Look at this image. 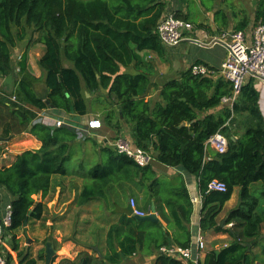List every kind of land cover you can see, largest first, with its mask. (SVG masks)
I'll return each mask as SVG.
<instances>
[{
	"label": "trees",
	"instance_id": "trees-1",
	"mask_svg": "<svg viewBox=\"0 0 264 264\" xmlns=\"http://www.w3.org/2000/svg\"><path fill=\"white\" fill-rule=\"evenodd\" d=\"M185 2V10L169 13L166 0H0V78L14 72L13 49L26 38L27 29L37 33L45 47L38 60L42 76L31 74L23 55L13 94L0 90V135L7 139L29 133L41 143L38 150H26L9 166L0 167V187L12 197V223L4 233L12 237L19 264L46 263V247L33 257L29 247L20 248L18 232L33 220L47 221V202L62 186L60 178L69 175L66 164L83 152L74 128L34 121L43 111L66 114L74 124L83 121L80 117L88 112L83 91L99 94L94 102L99 105L102 125L115 134L109 140L130 126L133 144L150 152L154 161L142 167L112 147H98L88 139L97 149L91 160L83 161L84 185L75 204L82 207L103 200L113 212L121 211V218L108 229L103 257L92 250L94 255L80 253L77 260L64 259L60 264H123L133 256L155 254V264H182L161 249L187 248L192 242L193 204L185 175L195 176L199 183L202 232H229L234 239L219 256L215 251L207 253L203 264H253L254 257L243 243L257 240L264 223V210H259L264 197V116L258 80L249 77L234 104L225 105L222 99L232 93V84L222 76H196L189 68L179 78L156 87L152 76L142 70L140 53L149 51L160 58L166 53L158 26L167 15L196 29L209 28L194 22L191 3L199 17L203 8L213 12L219 28H229L224 9L203 0ZM259 22H264V0L256 6L255 23ZM246 23L241 21L235 30H244ZM40 81L46 87V99L36 91ZM216 133L228 140L223 153L208 145ZM169 168L180 173L164 178L159 172ZM213 180L224 182L227 192L208 191ZM255 184L260 185L263 197L252 188ZM236 188L238 203L228 213L225 226H233L227 230L220 226L218 216ZM134 189L143 192L147 212L155 203L162 222L135 220L129 204L123 203ZM163 223L173 229L172 234L163 229ZM7 258L12 264L13 257Z\"/></svg>",
	"mask_w": 264,
	"mask_h": 264
},
{
	"label": "rangeland",
	"instance_id": "rangeland-1",
	"mask_svg": "<svg viewBox=\"0 0 264 264\" xmlns=\"http://www.w3.org/2000/svg\"><path fill=\"white\" fill-rule=\"evenodd\" d=\"M166 1L170 9L169 13H172V11L175 9L185 10V0ZM203 1H206L208 5H212L211 7H214L215 9L220 7V5H223V8L229 5H237L238 8L236 7L237 10L233 11L234 14H236L238 10L240 13L244 8V14H248L250 17L252 14H254V9L256 8L258 2V0ZM190 8H193L191 15L194 18V22L204 23L206 27L212 24L213 12H208L202 8L199 17V15L196 13V5L191 3ZM242 20H247V17L244 16L243 19H239L238 23L240 24ZM238 23L236 26L231 28L235 30L239 25ZM242 31L244 32V30ZM38 38L39 35L37 33H34L32 29H27L26 38L22 41H19L16 48L13 49L14 72L12 71V73L8 76V84H15L17 79L16 74L20 73L19 62L23 55L30 60V67L32 71L36 73L37 78L38 75H43L42 70L38 66V60L42 56L44 50L39 43ZM165 49L166 53L163 58H160L157 54L149 51L139 54L140 60L143 63L142 69L152 76L156 82V87H160L165 81L171 78H176V68H180L182 72L185 70L184 65H182V63L179 61V58H182V54H185L184 58L189 59L193 58L196 54L195 50H190L189 48L173 47ZM171 65H173L174 68L173 72ZM130 71L133 72L132 70ZM37 85H39V83ZM0 90L10 96L13 94L14 86L9 88L0 87ZM85 96L87 99L88 110L90 112L89 115L91 116L87 117V119L84 121H79L78 124L89 122V118L91 117H93L94 120L95 118H98L97 116L91 114V112H94L93 109H95L97 112L99 110V105L95 103L94 100H90L89 94L87 92H85ZM152 97L153 99H157L156 94H153ZM99 119L102 121L101 118H98L97 120ZM125 129L127 133L131 131L128 126H126ZM106 136L110 139L115 137V134L110 133ZM124 137L127 138V135L121 138ZM88 139L95 140L99 144L98 147H101L102 141H97L92 137L79 138L83 152L78 154L76 158L72 159L70 162H68V164H66L69 175L64 178H60L62 186L56 189L55 193L53 194V199L47 202L48 211L45 214L47 221L44 222L33 220L25 230L18 232L20 248L26 249L29 247L33 257H38V253L45 248L46 243L49 241V237H52L51 243L56 254L53 258L54 261L51 262V264H60L64 259H70L71 261L77 260V257L80 255V253H90L94 255L92 250L93 247L96 246V243H99L100 248H98L100 252L104 251L106 249V236L109 227L118 223L121 218V211L116 210L113 212V207L107 206L103 200L91 201L82 207H78L75 204L76 198L84 185L83 176L85 175L86 171L83 167V161L86 160L87 157V160H91L93 157V151L97 149L91 140ZM127 139L130 140L129 138ZM159 173H161V175L166 178V172L160 171ZM132 192L133 193H131V195L126 196L125 199H123V203H127L130 198H134L138 205H141V207L144 208L146 204L144 203L143 192H140L138 189H134ZM35 199L40 201L41 196H36ZM2 241L4 243L2 246V251L6 258L11 255L13 257L12 264H15V261L19 263L17 253L13 251L12 237L9 234L4 233ZM133 257L134 258H130L125 264H144V255H137ZM38 264L46 263L44 261H39ZM150 264L154 263L152 262Z\"/></svg>",
	"mask_w": 264,
	"mask_h": 264
},
{
	"label": "built area",
	"instance_id": "built-area-1",
	"mask_svg": "<svg viewBox=\"0 0 264 264\" xmlns=\"http://www.w3.org/2000/svg\"><path fill=\"white\" fill-rule=\"evenodd\" d=\"M194 30L193 24L176 18L173 14L164 17L158 26V34L164 46L173 48L185 40H188V34ZM195 43L200 42L197 39L190 38ZM213 43H225L227 45L228 55L221 66L220 74L232 84V93L222 99L223 104L233 105L241 93L242 87L249 79L253 77L264 84V22H259L254 27L252 35L247 38L243 31H226L219 36L214 37ZM192 74L196 76H214V71L202 65H195L191 68ZM16 101V96L12 97ZM34 124H44L53 128L68 126L74 128L79 138L95 137L96 132L101 129V123L98 120H90L86 125H78L70 122L69 116L51 118L43 113L39 114ZM107 145L116 150L119 154L133 159L140 166H146L154 161V156L141 148L136 147L132 141L125 138H118L114 141L108 140ZM208 145L219 153L226 151L228 140L222 133H216L208 140ZM208 191L227 192V185L224 182L213 180L208 184ZM192 204L196 210H201V194L191 195ZM133 217H144L150 212L140 208L134 198L128 200ZM12 207L7 205L4 213L0 208V264H10L2 251L4 245L2 237L4 229L11 226ZM233 224H230L232 226ZM196 242H191L187 248L171 246L163 247L161 252L170 255L179 261H191L194 264H200V259L205 248L202 238L198 237Z\"/></svg>",
	"mask_w": 264,
	"mask_h": 264
},
{
	"label": "crops",
	"instance_id": "crops-1",
	"mask_svg": "<svg viewBox=\"0 0 264 264\" xmlns=\"http://www.w3.org/2000/svg\"><path fill=\"white\" fill-rule=\"evenodd\" d=\"M232 7H234L235 11L238 8L237 5H229L225 8H223V5H220V7H218L219 9H224V12H226L227 15L229 16V24L230 25H229L228 29L222 30L213 21L212 24H210L208 26L209 27L208 29H196V28H194V30L187 35L189 37L188 40H185L182 43H180L178 46H176V48L177 47L189 48L190 50H195V52H196L194 57L191 59L184 58L185 54H182V58L181 57L179 58V61L185 67L184 71L188 70L189 68H192L193 66H195V63L198 62L199 65L205 66L207 68H210L212 71H214L215 74H213V75L215 78L220 77L221 76L220 69H221L222 64L224 63V61L227 58L228 51H227V48L223 44L213 43L212 40L214 39V37L219 36L220 34L226 32V30H228V31L234 30L231 27L236 26L239 19H241V18L243 19L244 16L247 17V20H246L247 23L245 24L244 33L246 32L245 34H246L247 38L251 37L252 32L254 30V27L256 26V24H255L256 8L254 9L255 10L254 14H252V16L250 17V16H248V14L247 15L244 14V10H243L244 8L243 7H242L243 8L242 11L240 10L241 11L240 13L238 10L237 13L235 15H233L234 13H233ZM214 17H215V15H213V20H214ZM190 38L197 39L200 43L197 44L193 40H189ZM41 46L43 47V50H45V47L43 45H41ZM27 63H28L27 64L28 69L31 72V74H33L34 76L37 77L36 73H34L30 67V60L29 59H28ZM171 66H172L171 69L173 72V70H174L173 65H171ZM142 70H144V69H142ZM123 71L129 72L130 70H123ZM132 71H133V73H136V71H134V70H132ZM176 72L177 73L174 72L175 76L177 75L176 78H179L180 75L183 73L182 70H180V68L179 69L176 68ZM40 76H42V75L41 74L38 75V77H40ZM42 82L41 81L38 82L39 85H37L36 91H37L39 96L44 97L47 93V90H46L45 85L42 84ZM8 83H9L8 77H5L4 79L0 78V87H3V88H9L12 86L15 87V84H12V83L8 84ZM256 85H257V89H258L259 94H260V101H259L260 109H261V112L264 116V84L261 81H258ZM102 93L105 94V93H107V91H102ZM83 95L86 98L84 91H83ZM98 95L99 94H95V95L89 94V98H90V100L91 99L95 100L96 98H98ZM41 113H43L45 116H49L51 118L66 116V114H59V113H55V112L43 111ZM41 113H39V114H41ZM89 114H90V112L88 110L86 116L80 117L81 120L84 121L85 119H87V117L91 116ZM91 114L97 116L98 118L103 119L101 116V113H99V112L94 111V112H91ZM80 118L78 116L73 117V119H76V121H79ZM89 119L91 120V119H93V117H91ZM101 125H102V121H101ZM128 128H130V126H128ZM2 131H3L2 127H0V132H2ZM110 133L113 134L112 130L107 128L106 126L102 125L101 129L96 132L94 139H96L97 141H102L101 145H107V141L109 140V138L106 135L110 134ZM125 135H127V138H129L133 142V136L131 134V131H129L127 133L126 129H123L122 133L118 137L121 138ZM118 137L111 139V141L118 139ZM124 138L127 139L126 137H124ZM5 140L6 141L0 142V167L1 166H9L15 160V157L17 155L21 154L22 152H24L26 150H38L41 147V143L34 136H32L29 133H22V134L15 135V136H9ZM165 172L167 173L166 178H174L175 176H177L180 173L179 169H176V168L166 169ZM185 177H186L187 187H188V190L190 192V197H191V195L199 194L200 191H199V183H198L197 178L195 176H188V175H185ZM252 188L256 191L257 195L263 197L262 193L260 191L261 188H260L259 184L253 185ZM238 194H239V188H236L231 199H230V201L225 204L222 212L218 216V222H219L220 226L222 228L227 229V230H230L231 227L233 226V225L230 226V224H227L225 226V223H226V220L228 218L229 211L231 209H233L238 203ZM11 200H12V197L7 193V191L3 187H0V208H1L2 214L4 213L6 206L11 203ZM127 203H128V201H127ZM261 204H262V207H260L259 210H264V197L261 198ZM139 206L141 209L145 210L143 207H141V205H139ZM200 219H201V210H199V211L196 210L195 206L193 205V214L191 217V224H190L191 238H192V242H196L197 241L196 239L198 237H200V238H202V241L205 243V248L203 250V253H202V256L200 259V264H203L205 261V257L207 255V253H209L210 251L221 252L224 248L231 245V243L234 241V239L231 237L229 232H218V233L213 232V231L202 232V230L200 228ZM160 221H161V219H160ZM163 229L169 230V232L171 234L173 233V229H169V227L166 223H163ZM49 241H52V237H49ZM248 245H250V246H248ZM243 246L247 248L248 254H250L252 257H254L253 264H264V223L261 226L260 235H259L258 239L252 243L244 242ZM102 252H101V254L103 257L105 250ZM144 257H145L144 264H150L152 262L155 264L156 254L152 255V256L144 255ZM130 258L132 259L134 257H130ZM130 258L125 259L122 263L123 264L127 263ZM15 262L18 263L17 261H15ZM181 263L182 264H194L191 261H181Z\"/></svg>",
	"mask_w": 264,
	"mask_h": 264
},
{
	"label": "water",
	"instance_id": "water-1",
	"mask_svg": "<svg viewBox=\"0 0 264 264\" xmlns=\"http://www.w3.org/2000/svg\"><path fill=\"white\" fill-rule=\"evenodd\" d=\"M221 44H225V43H221ZM227 48V45H224ZM43 99H46V95L44 97H42ZM52 109V108H51ZM5 138L0 136V142L4 141ZM136 221L138 222H153V223H160V218L158 216L157 210H156V206L155 203L152 202L151 205V209H150V213L144 217H134ZM26 227H27V223H26ZM250 246V245H248ZM93 250L98 254L99 257H102V254L99 250V248L97 246L93 247ZM55 250L52 246L51 241H48L46 243V264H51L52 259L55 256ZM220 252L216 251V255L219 256Z\"/></svg>",
	"mask_w": 264,
	"mask_h": 264
},
{
	"label": "clouds",
	"instance_id": "clouds-1",
	"mask_svg": "<svg viewBox=\"0 0 264 264\" xmlns=\"http://www.w3.org/2000/svg\"><path fill=\"white\" fill-rule=\"evenodd\" d=\"M95 120H97V119H95ZM99 121V120H98ZM100 122V121H99ZM101 123V122H100ZM102 126V125H101Z\"/></svg>",
	"mask_w": 264,
	"mask_h": 264
}]
</instances>
